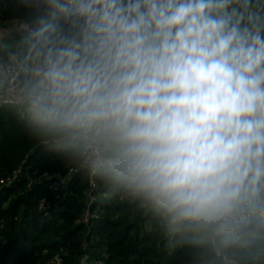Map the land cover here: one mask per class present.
<instances>
[{
    "label": "clouds",
    "instance_id": "obj_1",
    "mask_svg": "<svg viewBox=\"0 0 264 264\" xmlns=\"http://www.w3.org/2000/svg\"><path fill=\"white\" fill-rule=\"evenodd\" d=\"M15 10L0 23V112L155 214L191 264H264V0Z\"/></svg>",
    "mask_w": 264,
    "mask_h": 264
},
{
    "label": "trees",
    "instance_id": "obj_2",
    "mask_svg": "<svg viewBox=\"0 0 264 264\" xmlns=\"http://www.w3.org/2000/svg\"><path fill=\"white\" fill-rule=\"evenodd\" d=\"M6 3L0 18L8 21L17 12L15 0ZM14 175L0 186V264H191L190 246L166 235L155 214L107 189L91 192L84 173L0 112V182Z\"/></svg>",
    "mask_w": 264,
    "mask_h": 264
},
{
    "label": "built area",
    "instance_id": "obj_3",
    "mask_svg": "<svg viewBox=\"0 0 264 264\" xmlns=\"http://www.w3.org/2000/svg\"><path fill=\"white\" fill-rule=\"evenodd\" d=\"M72 174H73V170H70L66 177H60L59 185L63 187ZM15 179H16V177L14 175L13 177L8 178L7 180H2L0 182V186H8V185L12 184ZM31 183H32V181L30 182V184ZM90 184H91V189H90L91 192L95 191L98 188L97 184L93 183L92 181H90ZM40 208L41 209H45L46 208V201L45 200L41 201ZM93 214H94V217H97V213H93ZM92 216L93 215L90 212V209H87V211L83 215L82 222L88 223ZM94 264H102V263L99 262V263H94Z\"/></svg>",
    "mask_w": 264,
    "mask_h": 264
},
{
    "label": "crops",
    "instance_id": "obj_4",
    "mask_svg": "<svg viewBox=\"0 0 264 264\" xmlns=\"http://www.w3.org/2000/svg\"><path fill=\"white\" fill-rule=\"evenodd\" d=\"M12 20H13V19H12ZM12 20H8V21H6V20H3V19L0 18V23H8V22H11Z\"/></svg>",
    "mask_w": 264,
    "mask_h": 264
}]
</instances>
